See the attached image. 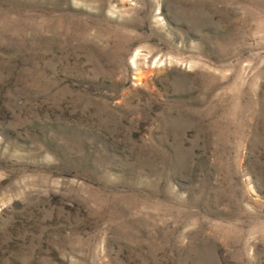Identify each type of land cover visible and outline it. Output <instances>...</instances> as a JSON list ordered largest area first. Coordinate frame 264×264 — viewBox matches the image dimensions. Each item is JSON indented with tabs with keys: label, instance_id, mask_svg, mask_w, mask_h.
Segmentation results:
<instances>
[{
	"label": "rangeland",
	"instance_id": "rangeland-1",
	"mask_svg": "<svg viewBox=\"0 0 264 264\" xmlns=\"http://www.w3.org/2000/svg\"><path fill=\"white\" fill-rule=\"evenodd\" d=\"M0 264H264V0H0Z\"/></svg>",
	"mask_w": 264,
	"mask_h": 264
}]
</instances>
